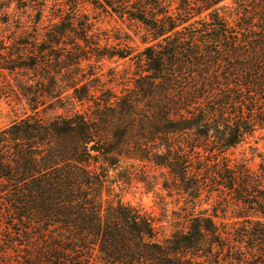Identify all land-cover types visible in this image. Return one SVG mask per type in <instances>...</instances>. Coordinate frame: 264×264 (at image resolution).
I'll use <instances>...</instances> for the list:
<instances>
[{
	"label": "trees",
	"instance_id": "obj_1",
	"mask_svg": "<svg viewBox=\"0 0 264 264\" xmlns=\"http://www.w3.org/2000/svg\"><path fill=\"white\" fill-rule=\"evenodd\" d=\"M49 1L0 0V95L24 106L0 128V264H264V158L232 152L264 148V0H90L146 44L108 54L80 0ZM93 55L133 77L101 90ZM136 185L175 202L169 233L122 201Z\"/></svg>",
	"mask_w": 264,
	"mask_h": 264
},
{
	"label": "rangeland",
	"instance_id": "obj_2",
	"mask_svg": "<svg viewBox=\"0 0 264 264\" xmlns=\"http://www.w3.org/2000/svg\"><path fill=\"white\" fill-rule=\"evenodd\" d=\"M62 1L64 0H50L49 4ZM88 1L90 0H80V6L81 11L88 14L94 24L93 32L96 35L97 43L100 45V48L93 49L96 54H108L122 49L138 53L145 48L146 44L142 42L139 33L137 34L138 29L136 27H129L114 17L93 9ZM95 55L84 62V68L90 79H94L96 84L100 85L101 90L109 89V86H113L117 90V88L119 89L116 87L117 84L126 78L133 77L135 65L129 60L107 56L97 58ZM23 107V105H18L15 100L0 95V128L5 127L19 116ZM58 112L61 113V111ZM49 115L52 114L48 113ZM254 146L245 145L232 152L238 158L246 157L249 166L256 169L264 158L263 142L258 143V151L254 149ZM260 154L262 157L259 156ZM121 199L124 203L151 213L160 220L163 226L168 227L167 233H169L170 222L172 221L171 213L176 207L175 202L166 198L164 192L147 191L141 185H136L125 188L121 193Z\"/></svg>",
	"mask_w": 264,
	"mask_h": 264
}]
</instances>
